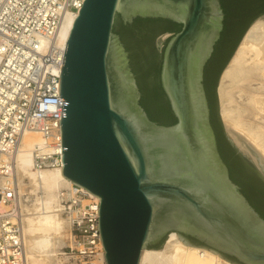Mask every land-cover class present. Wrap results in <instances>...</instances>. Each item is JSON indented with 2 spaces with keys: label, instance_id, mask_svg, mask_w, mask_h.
Segmentation results:
<instances>
[{
  "label": "water",
  "instance_id": "obj_1",
  "mask_svg": "<svg viewBox=\"0 0 264 264\" xmlns=\"http://www.w3.org/2000/svg\"><path fill=\"white\" fill-rule=\"evenodd\" d=\"M117 15L182 25L163 43L160 72L174 125L152 121L140 104L128 52L113 31ZM224 21L220 0H84L78 12L60 76L62 175L100 200L106 264H141L144 250L161 249L171 233L227 261L223 255L264 264V219L230 177L204 87Z\"/></svg>",
  "mask_w": 264,
  "mask_h": 264
},
{
  "label": "built area",
  "instance_id": "obj_2",
  "mask_svg": "<svg viewBox=\"0 0 264 264\" xmlns=\"http://www.w3.org/2000/svg\"><path fill=\"white\" fill-rule=\"evenodd\" d=\"M84 0H0V264H29L18 183L17 156L24 136L39 131L36 172L62 171L60 76L66 46L58 42L69 15ZM61 212L71 217L70 264H106L99 233L100 200L70 182L60 190ZM72 261V263H71ZM226 264H232L226 261Z\"/></svg>",
  "mask_w": 264,
  "mask_h": 264
},
{
  "label": "bare ground",
  "instance_id": "obj_3",
  "mask_svg": "<svg viewBox=\"0 0 264 264\" xmlns=\"http://www.w3.org/2000/svg\"><path fill=\"white\" fill-rule=\"evenodd\" d=\"M75 19V15L67 17L58 37L60 44L66 46ZM248 61L264 67V18L257 20L249 28L222 75L218 89L221 117L231 133L233 124L230 123L228 112L224 107L228 90L226 84H232L236 79L243 77ZM258 75L256 73V76ZM253 103L259 113L264 114V96L254 97ZM263 137L264 135L258 134L247 135L249 143L264 160ZM236 139L238 140L237 137ZM44 142L39 131L26 133L17 156V176L21 193L27 191L25 181H29L35 196L33 206H29V213L24 218L25 245L29 264H49L56 249L62 244L61 239L64 236L67 221L71 227V217L61 212L59 202L61 188L68 186L70 181L62 175V171L36 172L33 169L34 151L37 147L43 146ZM141 264H226V262L205 249L184 245L177 233H171L162 249L144 250Z\"/></svg>",
  "mask_w": 264,
  "mask_h": 264
},
{
  "label": "trees",
  "instance_id": "obj_4",
  "mask_svg": "<svg viewBox=\"0 0 264 264\" xmlns=\"http://www.w3.org/2000/svg\"><path fill=\"white\" fill-rule=\"evenodd\" d=\"M220 1L225 13L224 30L220 40L215 46L211 59L205 67L204 74V87L211 110V124L215 131L220 154L229 169L231 179L240 187L242 193L248 199L250 204L264 219V179L242 158L237 149L226 137L219 117L217 99L219 78L234 55L247 29L256 20V17L252 18L241 30H239L231 48L227 52L217 71V79L214 85L213 104L205 79L206 70L208 64L217 54L220 44L228 34L229 29L226 24L229 16L232 15L230 1ZM181 29L182 25L165 19L136 18L132 23H125L119 15L116 17L113 29L114 33L120 37L126 51L128 52L130 65L136 76L141 92L140 104L152 121L163 126H172L177 120L161 86L160 72L163 54H159L155 41L163 34H175ZM194 240L196 241V239ZM160 245L155 248H160ZM223 256L233 263L240 264L234 257L227 255Z\"/></svg>",
  "mask_w": 264,
  "mask_h": 264
},
{
  "label": "rangeland",
  "instance_id": "obj_5",
  "mask_svg": "<svg viewBox=\"0 0 264 264\" xmlns=\"http://www.w3.org/2000/svg\"><path fill=\"white\" fill-rule=\"evenodd\" d=\"M262 18H264V16L256 19L250 25V27L257 20L262 19ZM249 28L247 29V31L249 30ZM247 31H246V33H247ZM245 34H244V36H245ZM172 35H173L172 33H166V34L159 36L156 39V47H157V50L160 54L162 53V48L165 46V45H163V43L166 40H168ZM244 36H243V38H244ZM243 38H242V40H243ZM242 40H241V42H242ZM240 43H239V45H240ZM239 45H238V47H239ZM238 47H237V49H238ZM233 56H232V58H233ZM231 59H230V61H231ZM248 64H250V65H248ZM246 66H245L246 68H245V72L243 75L244 78L240 77V78L236 79V81L234 83H232V84L227 83L226 84V86L228 87L227 88L228 90H227V98H226V102H225L224 107L226 108V111L228 112V117H229L228 119H229L230 123L233 124L232 125L233 126L232 127V133L229 131L228 126L222 120L221 116H220V119H221V122H222V125H223V128L225 130L227 138H230L233 142V145L239 151H241L242 154L245 155L246 158L249 159L256 166V168L262 174V177L264 179V167H263L262 162L259 160V156H258L260 154H259V152H257L255 147L249 143V140L247 138V135H249V134L264 135V125H262L264 123V114L259 113V111L257 110V108L255 107V105L253 103L254 97L264 96V73L262 75V72H264V67L262 65H260V66L254 65L250 61H248ZM256 73L259 75L256 76ZM221 81H222V77L219 81L217 89H219ZM243 81H245L246 83L244 84ZM218 102H219V111L221 113V103H220L219 97H218ZM236 137L238 138V140L236 139ZM263 139H264V137H263ZM260 157H261V155H260ZM28 182L29 181H25V184H26L25 188L27 189V191H24L21 194L23 195L24 200L27 201V206L29 207L31 205L33 206V200L35 199V196L33 195L32 191H31L32 188L30 187L31 186L30 182L29 183ZM39 196H42V194H39ZM29 210H30V207H29ZM64 218H66L65 215H64ZM64 231H65L64 236L61 239L62 244H60L58 246V248L56 249L55 254H53L51 259L49 260V264H70V260H69V258H67L68 256L65 255L67 253V251H69V248L71 246V242H70V240H71V236H70L71 229L69 227L68 221L65 224ZM169 236H170V234L168 235V238H169ZM168 238L166 239L163 246H165ZM199 249H201V248H199ZM223 260H225V259H223ZM71 263H72V261H71Z\"/></svg>",
  "mask_w": 264,
  "mask_h": 264
},
{
  "label": "flooded vegetation",
  "instance_id": "obj_6",
  "mask_svg": "<svg viewBox=\"0 0 264 264\" xmlns=\"http://www.w3.org/2000/svg\"><path fill=\"white\" fill-rule=\"evenodd\" d=\"M232 7V15L229 16L226 26L229 31L224 40L219 46V50L211 62L207 66L206 70V82L207 88L210 92V96L214 104V85L217 79V71L223 62L227 52L231 48L237 33L243 28L252 18L256 19L264 16V0H229ZM208 98V97H207ZM209 102V100H208ZM210 106V105H209ZM191 244L207 247L204 242L199 239H193L192 236L183 235ZM199 243V244H198Z\"/></svg>",
  "mask_w": 264,
  "mask_h": 264
}]
</instances>
